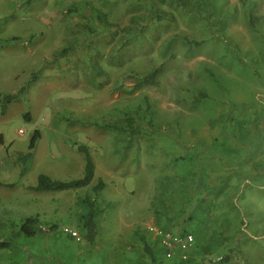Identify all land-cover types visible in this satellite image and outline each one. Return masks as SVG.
I'll list each match as a JSON object with an SVG mask.
<instances>
[{"label": "rangeland", "instance_id": "1", "mask_svg": "<svg viewBox=\"0 0 264 264\" xmlns=\"http://www.w3.org/2000/svg\"><path fill=\"white\" fill-rule=\"evenodd\" d=\"M43 50L77 55L80 67L71 74ZM161 63L155 82L135 86ZM20 88L0 112V182L15 184L0 186V240L12 243L0 264H114L122 252L109 238L116 232L123 246L130 231L154 251L143 264H264V0H0V99ZM65 99H79L81 119L67 106L58 115ZM127 118L133 136L118 128ZM63 127L93 139L85 143L93 180L28 189L40 173L83 175V153L60 149V133L50 139L49 129ZM34 129L32 158L22 162ZM87 196L96 208L91 244ZM27 216H36L28 237L19 231ZM158 229L192 232L186 260L165 256Z\"/></svg>", "mask_w": 264, "mask_h": 264}, {"label": "trees", "instance_id": "2", "mask_svg": "<svg viewBox=\"0 0 264 264\" xmlns=\"http://www.w3.org/2000/svg\"><path fill=\"white\" fill-rule=\"evenodd\" d=\"M31 1V0H27ZM249 18L252 19L251 14L249 15ZM252 23V22H251ZM188 43L190 44H198L197 41L189 40L187 39ZM165 63H161L157 66H155L150 72L143 75L142 77L138 78L137 82H135V86L139 87L141 85H148L155 82L156 78L160 75V73L163 70ZM23 92V88H20L18 92L13 94H6L2 96L0 99V112L3 114L5 112V103L10 102L14 99H16L20 93ZM24 119L29 121L30 117L28 113L24 114ZM107 128H114L112 125H104ZM130 126V119L127 118V125L125 127H118L120 129H123L126 133H128L129 136H133L135 131L128 130ZM130 128H133L130 126ZM40 136L39 129H34L28 143V151L24 153L22 156L18 157V159L22 162H26L31 157L32 149L35 146V143L37 139ZM3 142L2 135H0V143ZM77 149L81 151L84 155V173L81 177L75 178V179H69V180H62V179H55L51 178L49 175L40 173L37 175L36 183L34 185L26 186L28 189L36 192H44V191H63V190H69V189H76L87 186L94 177V162L92 160V156L90 154L89 149L85 145H77ZM14 183H1L0 186H9L13 187ZM104 186V182L101 178L97 180V183L93 185V190L96 191ZM84 203L86 204V211L81 215L82 218V227L84 229L83 238L88 243H93L96 237V223H95V211L96 208H94L95 205V199H90V197H85L83 199ZM36 222V216H27L23 220V222L20 224L19 231L23 233L25 236H33L36 233V228L34 226V223ZM180 233H192L191 231L183 230ZM143 241V248L146 253H148L150 256H152V252L148 244L144 239ZM11 241L10 240H0V249H7L11 247ZM227 256L221 257L219 262L223 263L227 261Z\"/></svg>", "mask_w": 264, "mask_h": 264}, {"label": "crops", "instance_id": "3", "mask_svg": "<svg viewBox=\"0 0 264 264\" xmlns=\"http://www.w3.org/2000/svg\"><path fill=\"white\" fill-rule=\"evenodd\" d=\"M73 41H75V39ZM54 44H55V46L53 47V49L56 48L57 46L61 45L62 44V41L55 39L54 40ZM49 49L50 48L48 47L46 50L48 51ZM42 53H43V56L42 57H44L46 60H51L52 61V60H54L56 58L59 59L60 62H61L59 65L68 68L69 69V73H71V74L73 72H76L79 69V67H80L79 66V64H80V57L77 56V55L75 57H73L71 54L68 55V53H65V54L64 53H61L60 54L59 51H57V50L56 51H50V52H46L45 50H43ZM68 61H70V62H68ZM78 102H79V99H77L76 102L75 101H70V99L62 100L61 103H59V104L56 105V108H59L60 109L57 112L58 115H60V113H61L62 109L64 108V106H67L69 108V111L72 113L71 114V117L72 118H74V119H81L79 117V115H78L79 112H80V106H79V103ZM94 104H95V102H93V105ZM83 107L85 108V111L88 108L87 106H83ZM47 111H49V110L47 109ZM85 111H83V112H85ZM40 123H41V125H43L45 127V126H49L50 123H51V121L49 119H46L45 122L42 123V121H40ZM64 124L66 125V121L65 120H64ZM54 127H55V129H58L57 126H56V122L54 123ZM33 128H37V126H35ZM52 129L53 128H51L49 130L51 131V133H53L54 138H50V139H53L54 141H57L56 140V137L58 136L57 134L60 133V134L63 135L64 142L60 143V145L58 144V142H55L56 145L58 147H60V149L61 148L63 149L64 147H65L64 149H66V147H69L70 150L74 151L75 148L77 149V145H80V144L85 145L87 148H90L89 146L93 147L92 145H94L93 139L92 138H89L87 134H84L83 132H79L78 131V128L76 129V132H74L73 130H72L73 132H66L64 130V127L62 129H60V131H52ZM71 135H72L73 139H71ZM125 135L126 134H124V136ZM117 136H120V134H118ZM248 139H249L248 137L247 138L246 137H241V140H248ZM221 140H224V138L221 137L220 138V141ZM248 142H247V144H248ZM71 143H72V145H70ZM85 143L88 144L89 146L86 145ZM256 147L257 146H253L252 148H250L249 151H248V153H247V155H251V156L254 155L253 154V149H256ZM107 152H109V151H107ZM261 154L264 155V150L262 151ZM30 158H32V156ZM60 158H61V156L58 157V159H60ZM75 161L77 163V164L75 163L77 166L79 164L80 165L82 164L81 160L78 161L77 158L75 159ZM96 164H98V163H96ZM260 164L262 166V169L264 170V159L260 162ZM94 166L96 167L95 164H94ZM69 170L72 171L73 168H71ZM116 171H117V175H118L119 174L118 172H120L122 170L118 169ZM65 172L72 173V172H69V171H65ZM252 181H254V179H252ZM252 181H251V178H250V180L249 179L247 180V182H252ZM234 186H236V185H234ZM130 232L133 235H132L131 239L129 240V242L128 243H125L123 246H120V245L116 244L118 242V237H117V233L116 232H114L113 236L109 238V240H111V242H115V244H113L111 246V248L114 249L116 252H118V251L119 252H122V254L120 255V257H118V262L117 263H114V264H143L146 261H152V256H150L148 253H146L144 251L143 241H142V239H144L143 236H140V235L138 236L133 231H130ZM157 240H158V243H159V238L158 237H157ZM146 243L150 247V243H148L147 241H146ZM150 249H151V247H150ZM151 252H152V255H153V252L154 251L152 249H151ZM84 264H86V263H84Z\"/></svg>", "mask_w": 264, "mask_h": 264}, {"label": "built area", "instance_id": "4", "mask_svg": "<svg viewBox=\"0 0 264 264\" xmlns=\"http://www.w3.org/2000/svg\"><path fill=\"white\" fill-rule=\"evenodd\" d=\"M156 235L159 238V244L164 248L167 258L175 256L180 260L187 259L188 252L194 243V237L191 233L182 234L168 229H158L156 230Z\"/></svg>", "mask_w": 264, "mask_h": 264}]
</instances>
